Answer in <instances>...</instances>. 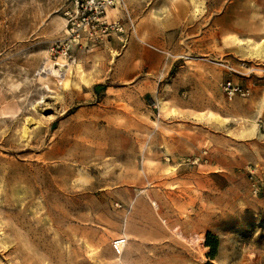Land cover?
<instances>
[{"label": "rangeland", "instance_id": "374dc122", "mask_svg": "<svg viewBox=\"0 0 264 264\" xmlns=\"http://www.w3.org/2000/svg\"><path fill=\"white\" fill-rule=\"evenodd\" d=\"M0 264H264V0H0Z\"/></svg>", "mask_w": 264, "mask_h": 264}, {"label": "bare ground", "instance_id": "6f19581e", "mask_svg": "<svg viewBox=\"0 0 264 264\" xmlns=\"http://www.w3.org/2000/svg\"><path fill=\"white\" fill-rule=\"evenodd\" d=\"M47 62L48 59L44 57L38 69L39 74H43V75L52 74L56 76L59 80H62L66 72L69 70V64L67 63L48 64ZM23 128H24L23 132L24 134H26L28 132L27 127H23Z\"/></svg>", "mask_w": 264, "mask_h": 264}, {"label": "built area", "instance_id": "2783aa9c", "mask_svg": "<svg viewBox=\"0 0 264 264\" xmlns=\"http://www.w3.org/2000/svg\"><path fill=\"white\" fill-rule=\"evenodd\" d=\"M230 85H231V83L230 82H227V87L230 86ZM233 89H235V88H233ZM120 240H122L121 244H120ZM126 242H127V238L124 235H120V236H118V237H116V238H114L112 240V248L114 249V251L116 252L117 255H120L121 254V252H122V250H123ZM123 243H124V245L121 247V245Z\"/></svg>", "mask_w": 264, "mask_h": 264}, {"label": "trees", "instance_id": "16d2710c", "mask_svg": "<svg viewBox=\"0 0 264 264\" xmlns=\"http://www.w3.org/2000/svg\"><path fill=\"white\" fill-rule=\"evenodd\" d=\"M206 245L210 246L211 249H213V250L215 249V245L213 243L209 242L208 240L206 241Z\"/></svg>", "mask_w": 264, "mask_h": 264}]
</instances>
